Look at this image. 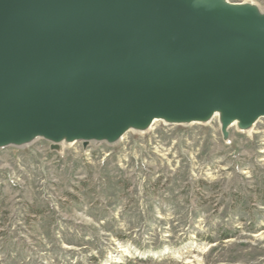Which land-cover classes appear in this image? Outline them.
Masks as SVG:
<instances>
[{
  "label": "water",
  "instance_id": "obj_1",
  "mask_svg": "<svg viewBox=\"0 0 264 264\" xmlns=\"http://www.w3.org/2000/svg\"><path fill=\"white\" fill-rule=\"evenodd\" d=\"M264 119V11L229 0H0V150Z\"/></svg>",
  "mask_w": 264,
  "mask_h": 264
},
{
  "label": "rangeland",
  "instance_id": "obj_2",
  "mask_svg": "<svg viewBox=\"0 0 264 264\" xmlns=\"http://www.w3.org/2000/svg\"><path fill=\"white\" fill-rule=\"evenodd\" d=\"M229 132L1 149L0 264H264V119Z\"/></svg>",
  "mask_w": 264,
  "mask_h": 264
}]
</instances>
